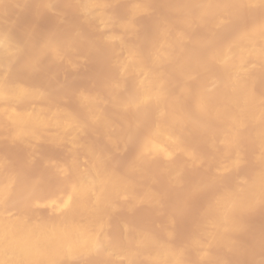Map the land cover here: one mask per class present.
<instances>
[{"label":"bare ground","instance_id":"1","mask_svg":"<svg viewBox=\"0 0 264 264\" xmlns=\"http://www.w3.org/2000/svg\"><path fill=\"white\" fill-rule=\"evenodd\" d=\"M243 2L254 6V8L258 7V9L264 5V0H243ZM77 3L78 0H65L63 5L70 8ZM109 4L108 0H88L83 4L82 12L90 18L101 20L106 25H115L122 30L117 33L125 32L132 38L128 42L122 39L123 36L119 37L118 35L117 39L113 40L111 35H105L101 41L96 43L92 52L97 53L106 46H112V52L120 49L125 52L124 57L110 60L114 74L105 81V87L113 93H118L121 90L126 92L125 104L128 111L123 114L124 121L129 120L132 111L140 110V122L135 126H129L127 131H123L122 136L118 138L124 140L125 143V140L134 133L137 140H133L135 142L132 143V147H140V151L132 163L123 167L125 170L117 166L120 165L121 160L118 161L119 163L117 162L116 166H113L116 167L114 169L113 164L106 166L107 163L104 160L106 154L103 153L105 156L99 154L91 143L79 142L78 133L83 126L93 129L96 135L99 133L97 136L101 134L103 136L101 138L106 141L104 144L106 146L110 147L108 142L112 147L114 143L118 142L112 137L111 117L98 106L100 103L98 95L82 90L72 91V102L74 101L72 106L78 108L74 110L72 107V110L66 106L72 103L71 100L69 103L68 100L66 102L65 98L63 99L64 90L67 89L65 84L66 88L64 85L62 86L63 89L65 88L62 91V96L54 95L52 98L51 90L53 89L51 87L54 83L50 82L52 86L48 87L47 85V89H36L27 86L22 81H8L5 75L0 77V101L3 102V105L0 106V134L2 135L4 130L6 131L5 137L0 135V138L5 142L17 141L20 144L21 151L24 150L20 154L23 155L21 159L24 161L21 159L20 161H30L28 157L31 155L28 153H33L37 143L59 141L67 143V149L73 158L80 150L87 161L82 168L75 160L66 164L54 156L50 157L44 166L43 174L54 177L56 172L63 169L70 172L72 178L67 182V190L60 198L53 193L54 195L51 197L48 195V198L42 199L43 202H41L40 199L38 200L37 192L34 190L26 192L20 183L17 173H22L23 167L19 165L20 167L16 166L15 169L12 165L13 169L10 165L13 160H19L20 155H16L18 158L9 156L11 159L7 157L8 155L5 157L4 154L0 155V264H72L70 261L74 258L84 264H140L141 261L144 262L143 264H204L212 258L215 249H230L232 246L231 234L241 226V215L246 214V211L248 212L256 205L264 204V81L258 77H252L253 75L248 72L250 70L247 71V66L241 63V60L247 57H249L247 62L251 59L249 61L251 63L264 60V50H262L264 47L259 49L257 46L258 40H264V22H258L254 29H244L235 38L229 42L221 43L214 52L207 54L206 59L210 63V69L212 67L221 72L226 83L221 88L214 79L216 76H207L203 86L210 93L196 99L193 107L195 110L193 112H199L205 118L206 116L213 117L214 134L208 138V147L212 151L218 152L221 156L220 159L222 157L225 159L223 163L220 162L217 167L211 170L212 176L218 177L229 172H240L239 168L245 162V155L242 154L240 147L243 142L247 141L254 146L252 168L245 175L241 174L243 175L241 177L240 174L235 173V176L240 178H234L233 181L226 182L227 184L225 183L224 186L220 184H217L218 187L214 186L213 194L211 193L213 196L210 194V200L202 203L203 206L200 205L205 207L204 210L202 207H198L199 211H196L198 210L196 207V210H190V212L194 210L189 214L190 218L191 215L197 217L194 216L195 219L192 220L193 226L189 227L191 230L185 229L190 231V234H187L183 228H179L180 237L182 234L187 237L184 241L181 239L180 243L175 240L177 238V231L174 229L176 226L173 223L171 225V220L176 219L169 215H164L165 220L160 218L165 222L162 228L160 226L164 222L161 220V225L158 224L160 228L157 227L160 231L154 227V223H160V220L150 223L147 220L149 224L146 222L142 226V222L139 223L140 225L134 224L133 226L130 221L128 222L126 218L122 217L125 211L127 213L134 206L140 204L151 213L156 215L162 213L163 210L158 201L161 197L160 194L158 195L153 187L147 185L149 182L146 187L142 188L140 185L145 186L144 182L146 181L143 182V180H147V178H151L150 181L153 182L152 171L154 174L158 172L162 176H158L159 182L161 180L168 185L178 184L184 168L186 170L190 165L196 166L198 155L191 148L200 142V139L196 138L192 146L189 147L186 145L187 143L185 144L181 133H178L179 128L185 123H190L189 126L202 133H205L207 128L189 114L192 109L190 111V102L186 101L187 88L184 84L178 85L177 83L176 89L171 91V84L174 85V82L171 81L170 73L168 74L170 69L167 68L168 72L163 69V60L167 57L164 47L167 43L163 48L158 49L157 53H148L150 51L148 50L147 54L139 50L134 43L137 23L132 21V17H126L128 20L124 21L112 17L111 13L105 11ZM145 9V0H139L129 8L128 13L132 16ZM239 11H241L240 8ZM189 17V15L183 14L176 17L173 22L187 23ZM198 17L196 18L198 19ZM225 19L226 17L224 21ZM220 20L215 22L220 25ZM169 22L164 23L162 30L160 29V36H165L164 38L171 28ZM38 25L39 23H35V26ZM180 30L182 31V29ZM180 30H174L172 33L177 42L183 43L186 38L183 31ZM155 37L150 38L147 42L149 44L156 43ZM164 38L162 41L165 40ZM16 41L15 35H0V65L4 56L12 60L19 55L23 59L22 66L32 70L39 57L46 56L54 65H57H55L57 69L53 68L55 71L60 68V65L65 64L73 70L81 61L79 56L77 57V53L79 48L82 49L84 45L83 38L75 33H71L61 40L43 37L35 42L32 39L31 43L33 41L34 44L32 43V46L29 44L28 50L18 49ZM204 47L205 45H201L197 49L194 47L193 50L202 52L206 50ZM172 55L169 56V59ZM162 56L164 58H161ZM167 63L169 64L168 61ZM198 63L199 60L189 61L191 66ZM41 67L43 66H37V71H40ZM255 69L253 68V70ZM219 79L221 78L219 77ZM87 81L85 83L88 84ZM93 83L94 87L97 86L95 84H98ZM101 83L100 81L99 85ZM258 83L262 87L261 90H257L259 87L255 86ZM89 88L91 87L89 86ZM68 90V94L66 91L65 94L70 99L71 92L69 93ZM171 95H173V102H170ZM60 98L66 102V107L64 104L60 106L63 102L57 104L59 101L61 102ZM31 100H35L33 101L35 107L19 108L18 105L26 106L24 103ZM136 135L138 136L136 137ZM241 135L243 137H239ZM124 147L120 149L121 153L127 151V146ZM151 156L159 157L161 166L157 170L149 169L150 172L146 170V164ZM179 158L187 160L185 166L178 167L183 162V159L182 161L180 159L179 162L176 161ZM9 161L11 162L9 163ZM119 170L121 173L125 172L126 175H121ZM40 175V172L32 174L30 183L33 184L40 178ZM64 179L65 177L60 180L63 182ZM51 183L48 182L49 186ZM157 191L159 192L158 189ZM11 196H14V200L19 204V211L14 216L5 215L2 211V206L10 204ZM120 204H123L125 208L124 211L121 210L122 212H120ZM41 206L48 209L47 213L39 217L40 213L38 212L37 217H34L38 211L33 212L34 209ZM118 212L123 214L122 216L119 214V217L124 218L125 221L117 215V222L119 219L121 220L117 223L119 225L116 226L117 232L109 227L108 219ZM197 218L198 221H196ZM194 220L196 221L195 226ZM150 225L152 228L154 227L152 230ZM260 252H262L260 248L253 251L255 254ZM113 254L119 256V260L112 259ZM191 255L192 257H190Z\"/></svg>","mask_w":264,"mask_h":264},{"label":"rangeland","instance_id":"2","mask_svg":"<svg viewBox=\"0 0 264 264\" xmlns=\"http://www.w3.org/2000/svg\"><path fill=\"white\" fill-rule=\"evenodd\" d=\"M64 1L65 0H0V35H11V34L13 36L15 35L17 40L16 47L21 50H28L29 44H31L30 46H32L34 44L33 41L35 40L38 41L43 37L61 40L66 36H69L71 33H75L76 35L82 37L84 40L83 43L84 45L82 46V49L81 48H79L80 50L78 49L79 50V52L77 53L78 55L75 53L77 57L79 56L81 60L78 63L79 66L77 65L76 68L71 70V68L67 64L62 66L60 65V68L58 67L59 69L55 71L54 69H57L56 67L57 65L55 64L56 65L55 66L53 62L50 61V59H48V57L43 56V57H39L36 66H33L32 70H29L22 66L23 59L21 56L17 55V57L12 60H9L7 56H4L2 58L3 61L0 65V77L5 75L8 81H12V82L22 81L24 82V84L26 83L27 86L36 89L37 88L47 89L46 88L47 85L48 87L49 86L51 87L52 86L51 83H54V85L51 87V89L53 90L48 88L49 90H51V93H53L51 96L52 98L54 95L61 97L62 91L67 87V89L64 90V94H63L64 95L63 99L65 98L64 99L65 101L71 100L72 102L73 99L71 94L76 90H82L84 92L98 95L100 97V103L98 106L100 107L101 110L105 111L111 117L113 124L112 137L115 138L116 142L118 140V142L117 144L114 143L113 147L109 142L108 145H110V147L106 146L104 145L106 141L104 140V138L103 139L101 138L103 137L101 136V134L97 136L99 133L96 135L93 129L84 126L78 133V137H79L78 140L80 143L83 142L91 143L92 146L96 147L95 150L96 151L98 150L99 154H103V153L106 154V157L104 159L106 160L107 163V165L105 164L106 166H108L109 164L110 165L113 164L112 167L114 165L116 166L117 162L121 160L120 165L117 166L123 168L125 165L128 166L136 159L137 154L140 151V147L138 148L134 146H133L134 148L132 147V143L135 142L133 140L134 139L137 140V138H135L134 136V133L131 134L132 136L130 135V138L125 140V143L124 140H119L118 138L122 136L121 133L123 131H127L129 126H135L140 122L141 119L140 110L132 111L129 120L124 121L122 119L123 114L128 111L127 106L125 104L126 92L124 90H121L118 93L117 92L113 93L110 89L105 87V81L108 79L109 76L114 74V69L110 63V60L111 59L114 60V58L117 60L119 58L124 57L125 52L123 51V49L122 50L120 49L116 52H112V46H106L104 47V49L100 50L97 53L96 52L93 53L92 50L93 47L96 45V43L101 41L105 35L108 36L111 35L113 37V40H116L118 35L119 37L123 36L122 39L128 42L132 40V38L130 37V34H127L125 32H124L125 34L117 33L118 31L122 32V30L118 29L115 25L114 26L108 24L106 25L101 20L90 18L88 15L84 14L82 12V7L83 4L86 3L88 0H78V3L70 8L65 7L63 5ZM108 1H110V4L105 8V11L107 10V13L109 14L111 13L110 15L112 17L116 19L118 18L119 21L120 20L124 21L125 19L128 20V18L132 17L133 18L132 21H134L135 24L137 23L135 35L138 41H136L135 39L134 43L139 50L143 51L144 53H147L148 50H150L148 53L151 52L157 53L159 52L158 49L160 50L161 48L164 47L165 43H167V45H165L164 47L167 57L164 58L162 56L161 58H164L166 60V62L165 60H163L164 61L163 62L164 66L162 64L163 69L164 70L166 69L167 72L170 69L168 74L170 73L169 76L171 75L170 78L172 77L171 81L173 80L174 82V85L171 84L172 86L171 91H174L178 85L184 84V86L187 88V94H188V95L186 94V101L187 103L190 102L189 103L190 104L189 106L191 107L190 111L192 109L191 112L189 111L190 112L189 114H191L196 121L198 122L200 121L199 123H201V125L203 124L204 127L207 128V131L205 133L193 129L192 126L188 125L190 123L188 124L185 123L186 125L182 124L183 126L179 128L180 130H178V133H181V136L185 139V144L187 143L186 145L191 147L196 138H199L200 142L195 144L194 148H191L192 150L196 151V154L198 155L196 166L190 165L188 168H186V170L184 168L183 173L181 174L180 182L178 184L168 185L165 181L163 182L160 179L159 182L158 176L159 177L162 176H160L158 172L154 174V171H152L153 182L150 181L151 178L150 179L147 178V180H143V182L146 181L144 182L145 186L139 184L142 188L146 187L147 185L150 186L151 188L153 187V190H155V192L158 193V195L160 194L159 196L161 197H159L160 199L158 201L160 204V208L163 210L162 213H158L159 215L151 213L145 206L140 204L134 206V208L127 213L125 211L123 215L120 214V212L125 210V208L123 207L124 203L122 202L123 204H120V206L122 207V209L120 207V212H118L116 215L111 216L112 217L111 219L109 217L108 219L110 225L109 227L112 228L113 231H116L118 229V228L116 229V226H119L117 225V223L119 221L121 222V220L124 218H126L128 222L130 221V224L133 226L134 224L140 225L142 222H143L142 223L143 226L146 224L147 220L149 223L151 221L155 222L160 220V223L157 222H156L157 224L154 223L156 226L152 223L154 227H157L158 224L161 225L162 219L164 220L166 219L164 215H169L174 219H176V220H171V225L173 223L177 227V228L173 227L177 231L176 232L177 238H175V240L179 241L180 243L181 239L184 241L185 239H187V237L186 235L183 234L180 237V234H178L179 228L181 227V229L183 228L185 230L188 229L190 226H193L192 220L195 215L193 216L191 215L192 218L191 219L189 214L192 213L194 210L192 212H190V210L191 209L196 210L197 208L198 210L196 211H199L200 210L199 208L203 206L202 203L204 204L209 198H211L209 196L213 194L212 189H214V186L216 187L217 184L224 186L226 182L229 183L228 181L231 182L233 181L232 179L234 178L236 179L240 178L241 176H243L241 174L245 175L253 166L254 146L253 144H251V142L248 141L243 142L240 149L243 152L241 153L245 155L244 156L245 162L239 168L241 169L240 172L237 171L229 172L222 174L218 177H213L211 170L217 167L220 162L223 163L225 161L223 157L220 159L221 156L218 152L212 151L208 147V138L213 136L214 134L213 131L214 120H212L213 119L212 116H206L205 118L203 114H200L199 112L197 113L193 112L194 110L193 107L196 99L202 97L203 95L204 96L209 95L210 93L209 91H206L203 86V83L204 81H206V78L216 76L214 79L221 88L226 83L224 82L225 79L224 76L221 75V72L213 69L212 67L210 69L209 67L210 63L206 59L207 54L214 52L219 47V45H221V43L223 44L226 43L227 41L229 42L230 40L235 38L244 29H254L258 22L261 23L264 22V5L261 6L262 8L259 7L258 9V7L254 8V6L249 5L246 2H243V0H145L146 9L143 12L131 16L128 13V10L133 4H135L139 0H108ZM239 8L241 11H239ZM256 8L258 10H255ZM183 14L185 15L187 14L190 16L189 21L187 23L179 24L173 22V20L176 17ZM197 16H199L198 19L201 18L202 20L201 19L198 20L196 18ZM218 16L221 20L218 18ZM225 17L226 19L224 21ZM216 19L220 20L219 24L221 26L217 24L218 22H215L217 21ZM226 21L228 22L226 23ZM167 22L170 23V27H171L170 31L167 32V35L170 33L171 34L168 36L165 34L166 38H164L165 36L164 37L160 36V32L163 28L164 23ZM223 22H225V24H223ZM35 23H39V25L35 26ZM214 23H216V25H214ZM211 24H213L212 27H210ZM113 27L116 28L114 29ZM177 29L179 30L182 29L183 34L186 38L185 42L180 43L174 39V34L172 33V31ZM152 37H155L157 39L156 40L155 38H153L155 39L154 41H156V43L154 42L153 44L151 43L149 44L147 41ZM163 38L165 39L163 41H166L164 43L162 41ZM32 39H33L32 41L33 44L31 43ZM260 40L257 41V46L259 49H262L264 47V40L263 39ZM199 43L203 46L205 45L204 47L206 49V50L204 49L205 51L197 52L195 51V49L193 50L194 47H196L197 49L198 47L201 46L198 45ZM262 50H264V48ZM170 55H172L173 58L170 57L169 59ZM248 58L249 57L243 58L241 60L242 61L241 63L244 66L245 65L247 66L248 69L247 68L246 69L247 71L250 70L248 72L250 73V75H253L252 77H258L261 80L263 79L262 81H264V60L261 59L258 61H252L253 63H251L249 62L251 61V59H249V61L247 62ZM167 59L169 60L172 59L171 60L172 62ZM192 60H199V63L197 65H192L193 66L192 67L189 64V61ZM167 61L169 62V64L167 63ZM254 62L256 63L254 64ZM41 65L43 67H41L40 71H37V66H41ZM253 68L256 69L253 70ZM172 71L173 73H171ZM219 77L221 79H219ZM83 80L85 81L81 82ZM86 81L88 82V84L85 83ZM100 81L102 82L101 85H99ZM93 82L98 83L95 84L97 85L96 87L92 85ZM80 83H82V85H79ZM177 83L178 85H176ZM64 84L66 85V87ZM63 85L65 87L64 89L62 87ZM83 85L86 86L84 87ZM89 86L91 88H89ZM255 86L257 88L259 87L258 89L256 88L257 90L262 88L261 85L259 86V83ZM91 89L93 90L90 91ZM67 90L69 91V93L71 92L69 95L70 99H68L66 96V94H68ZM49 95L50 94H48V96ZM55 99H57V97H55ZM60 99L61 102L59 101V103H57L58 105L63 102L60 106H63L64 104V107L67 106V108L69 109L73 107L72 105L74 104V101L72 103H70L69 101V103L71 104L70 107V104L68 103H67L68 105L65 104L67 101L64 102V100L62 101V98ZM167 100L169 101V98H167ZM33 101L35 100H31L27 103H24L26 104L27 107L25 105L20 106L21 104L18 106L19 108H24V107L33 108L35 107ZM36 102L41 103L39 102V100H36ZM170 102H173V95L170 96ZM2 105L3 102L0 101V106ZM75 108L74 110L78 109ZM2 133H3L2 135L0 134L1 137L3 135L5 137L6 131L4 130V132ZM138 135H136V137ZM139 137L140 135L138 136V138ZM239 137H243V135ZM1 142H0L1 156L2 154H4V157L8 155L7 156L8 158L9 156H11L12 158H18L16 157V155L19 156L20 154H22L21 152L24 151V150L21 151V146L17 141L5 142L4 140H1ZM125 145L127 146L126 147L127 151L121 153L120 149L123 148ZM98 146L100 147L97 148ZM33 150L34 151L32 154L28 153V155L29 154L31 155L28 157L30 161L26 160L27 162L26 161L22 162L24 161L21 159L22 158L21 156L23 155H20L19 160L17 159L16 161V159L15 160L12 159L14 162L16 161L15 165L13 161L12 162L9 161V163L11 162L10 164L11 167L13 165L15 169L17 168L16 166L19 165L23 167L22 173H17L20 177L18 178L20 180V183L23 185L26 192L31 190L37 192V194H39L38 200L40 199L41 202H43L44 199H47L48 195H50L49 197H51V195L55 194L56 196H58V198H60V196L64 194L67 190L66 189L67 182L72 178L70 172L64 171L63 169L56 172L54 177L43 174L44 166L50 157L54 156L57 159H59L62 163H66V164H69L70 162L75 160V162L78 163V166H81L82 168L87 162L86 157L83 156V153H81L79 149H78L79 151H77L78 153L77 156L73 158L67 149V143L65 141H59L54 143L39 142L35 145ZM104 154L103 156H105ZM20 159L22 161H20ZM148 159L149 161L146 164V168H147L146 170L150 171L152 169L157 170V168H160L161 162L159 157L151 156ZM180 159L181 161L183 159V162H181L182 164L179 165L178 162L180 161ZM222 159L224 160L222 161ZM176 161H178L177 166L179 165L178 167H182L183 165L185 166L187 160L184 161V158H179V160ZM14 167L12 168L14 169ZM113 168L115 169L116 167ZM116 170L118 171V169ZM36 172H40L41 175L40 178L32 184V182L30 183V178L31 175ZM119 173L123 175L125 172L123 173L122 171L121 173L119 170ZM235 173L240 174V177H238L237 175L235 176ZM63 177H65V179L62 182L60 179ZM143 178L145 179V177ZM141 179L140 182L142 181ZM48 182H52L53 185L51 183V186H49ZM157 189L159 190V192L157 191ZM215 189L217 191V188ZM50 192H52V194H50ZM10 200H11L10 204H6L2 206L3 207L2 211L5 213V215L14 216L19 211V204L14 200V196H11ZM203 208L205 209V207H202V209ZM253 208H251L248 212L246 211V214L243 213L241 215V226L236 232L231 234L232 246L230 247V249L227 250L222 248L215 249L212 258L204 264H258V263L262 264L264 262V204L262 203L261 205L260 204L256 205V207ZM36 210L38 211L37 213L34 214V217H37L39 213H40L39 217H41L45 213H47L48 209L45 208L44 206H41L39 208L34 209L33 212H35ZM119 214L121 216L123 215L122 217L124 218L121 219L119 217ZM117 215L121 219V220L119 219L118 222L116 219ZM161 217L162 219H160ZM164 220L162 221L164 222ZM123 221H125V219ZM196 221H198V218L196 219ZM196 221L194 222V226L196 225ZM164 225L165 222L162 223L160 227L162 228V226ZM151 226L152 225H150V229L152 230L154 227L152 228ZM158 227L157 230H159L160 228ZM189 230L191 229L189 228ZM185 231L187 234H190L189 233L190 231L188 230ZM185 231L183 232L185 233ZM117 232L114 233L118 234ZM256 248L262 249V252L257 254L253 253V251ZM190 257H192V255ZM112 259H114L115 261L119 260V256L113 254ZM114 260L113 262H115ZM70 262L72 264H80L82 261L80 262L79 259L74 258ZM143 263H144L143 261L140 262V264Z\"/></svg>","mask_w":264,"mask_h":264}]
</instances>
